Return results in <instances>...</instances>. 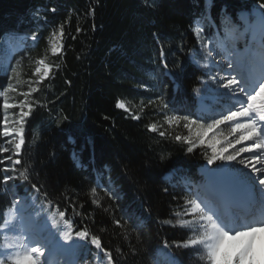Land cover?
Wrapping results in <instances>:
<instances>
[{"label": "trees", "instance_id": "obj_1", "mask_svg": "<svg viewBox=\"0 0 264 264\" xmlns=\"http://www.w3.org/2000/svg\"><path fill=\"white\" fill-rule=\"evenodd\" d=\"M260 3L264 0H0V47L7 35L37 37L15 67L21 79L31 77L38 58L56 66L33 94L39 105L25 124L23 166L41 188V199L33 206L36 193L17 180L0 185V209L28 197L26 205L36 216L46 192L61 210L68 209L75 230L87 227L101 238L113 264H159L160 258L204 264L193 248L177 246L189 233L173 225L191 195L192 186L183 181H203L205 151L188 152L187 144L174 139L187 130L169 127L164 116L197 118L195 89L205 73L191 58L198 48L194 24L209 20L207 33L226 19L243 28L240 18L247 15L250 32L258 36L253 10L260 12ZM61 25L63 53L52 56L51 35ZM11 74L0 73V90ZM161 96L167 109L149 105ZM120 101L130 110L117 107ZM151 123L171 134L150 131ZM69 258L74 264H107L90 244Z\"/></svg>", "mask_w": 264, "mask_h": 264}, {"label": "snow or ice", "instance_id": "obj_2", "mask_svg": "<svg viewBox=\"0 0 264 264\" xmlns=\"http://www.w3.org/2000/svg\"><path fill=\"white\" fill-rule=\"evenodd\" d=\"M258 8L264 37V3ZM201 31L199 26L194 29L198 39ZM63 36L61 25L51 35L52 56L62 55ZM32 39H37L35 34ZM214 50L215 47L208 49L203 59L216 64L212 56ZM224 57L226 63L217 64L219 71L208 77L226 102L220 106V111L199 118L165 115L164 123L169 127L182 125L188 134H177L174 139L187 144L188 152L197 147L204 148L209 165L218 161L241 165L239 169L233 167L228 175L237 188L247 193L248 205L241 208L236 196L197 191L184 199L180 210L175 213L173 226L179 225L189 233L188 238L177 246L193 248L204 264H264V38L258 52L240 57L234 50L224 49ZM35 64L28 80H22L21 71L13 68L7 85L0 90V185L7 187L17 180L28 183L36 193L31 198L33 206L35 200L41 199V188L31 183L30 170L23 166L25 124L39 105L33 94L40 90L41 83L56 67L47 63L46 57L38 58ZM204 66L208 67V64ZM23 85L27 86L26 91L20 90ZM17 96L21 98L17 100ZM151 104L168 108L163 96L150 100ZM117 107L126 109L123 101L118 102ZM10 110H17L15 116H9ZM133 118L139 119V116ZM222 126L228 128L227 133ZM148 127L152 132L159 131L161 137L171 134L160 130L163 125L151 123ZM90 191L95 197L96 187ZM105 192L113 197L110 190ZM28 200V197L16 198L6 209H0V264H51L50 254L54 248L82 252L89 244L102 252L107 264H113L112 253L102 247L101 238L91 234L87 227L75 230L73 219L67 215L68 209L61 210L46 192L40 211L26 222L21 206ZM92 202L99 204L96 199ZM72 213L80 215L75 205H72ZM115 223L121 225L119 219ZM165 244L167 246V242Z\"/></svg>", "mask_w": 264, "mask_h": 264}, {"label": "rangeland", "instance_id": "obj_3", "mask_svg": "<svg viewBox=\"0 0 264 264\" xmlns=\"http://www.w3.org/2000/svg\"><path fill=\"white\" fill-rule=\"evenodd\" d=\"M253 14L258 16V25L256 27V31H259L260 33L258 36L256 33L250 32V17L247 15H243L240 18V25H242L243 28L237 27L229 19L222 20L221 28H216L210 33L206 32V27L210 26L209 20L207 21V25L205 23H197V25L194 27L195 29L197 26H199L203 30L200 33L199 39L196 36L198 48L191 53V58L193 62L205 73V78L202 79V86L199 88L200 91L197 92V118L200 116L210 117L213 112L220 111L217 109H220L221 105L226 104L225 100L221 99L218 95L216 85L208 79L210 75L215 74V72L219 70L216 68V64H213L211 60L205 61L203 57L206 55L207 50L212 49L213 47H215V50L212 52V56L215 52H217L216 50H220L222 51L224 60V49L234 50L235 54L240 57L249 55L252 52H257L260 48L262 38L264 37H262V24L259 18L260 12L257 9H254ZM33 42L34 40L27 36H22L20 38L14 37L13 35L5 36L0 47V73L10 74L12 69L15 68L19 62H21L23 55L21 52L26 48L27 45H31ZM202 45H206L207 48L203 47ZM205 64H208V67H205ZM220 74L223 75L224 73L221 72ZM126 109L124 110H130V108L127 106ZM222 130L227 133L228 128L226 126H222ZM205 166L209 170V176L205 177L202 175L203 181L200 184L191 185V183H189L187 180L183 181L188 187L192 186L190 193L194 194L197 191H200L202 193L208 194L231 196L229 186L236 188L235 181H233V179L230 177L228 180L230 185H228L226 179L220 177L217 180H214L212 175L217 171L229 173L233 167L239 169L242 168V166L238 163L230 165L228 162L224 161H218L213 165L206 163ZM172 175V173L167 175V179H172ZM19 199L23 200L21 196H19ZM21 211L26 222L30 217H33L32 212H30L26 203H22ZM69 254L70 252L67 254L68 256L66 257V261H64L62 257V249L54 248L50 254L51 264H74L73 261L70 260ZM158 262L159 264H169L163 258H160ZM170 264L177 263L171 262Z\"/></svg>", "mask_w": 264, "mask_h": 264}, {"label": "bare ground", "instance_id": "obj_4", "mask_svg": "<svg viewBox=\"0 0 264 264\" xmlns=\"http://www.w3.org/2000/svg\"><path fill=\"white\" fill-rule=\"evenodd\" d=\"M216 51L217 52H215L213 54L214 59H215V62H216V65L217 64H221V63H226V61L223 59L222 51H220V50H216ZM217 53H220V54H217ZM216 68L219 70L218 67H216ZM217 110H220V109H217ZM212 177H213L214 180H217L218 178L222 177V178L226 179L228 185H230L229 182H228V180L230 178V176L228 175V173H223V172L217 171V172L213 173ZM229 188H230V195L231 196H236V197L239 198V200H240V207L241 208H246L247 205H248V196H247V193L242 188H237V187L236 188H233V187H230V186H229ZM69 252H71V250H62V257H63V260L64 261H66V257L68 256L67 254Z\"/></svg>", "mask_w": 264, "mask_h": 264}, {"label": "water", "instance_id": "obj_5", "mask_svg": "<svg viewBox=\"0 0 264 264\" xmlns=\"http://www.w3.org/2000/svg\"><path fill=\"white\" fill-rule=\"evenodd\" d=\"M199 172L205 177L209 176V170L205 165L199 168Z\"/></svg>", "mask_w": 264, "mask_h": 264}]
</instances>
